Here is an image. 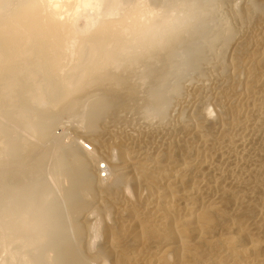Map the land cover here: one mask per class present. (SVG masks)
<instances>
[{
	"label": "rangeland",
	"instance_id": "374dc122",
	"mask_svg": "<svg viewBox=\"0 0 264 264\" xmlns=\"http://www.w3.org/2000/svg\"><path fill=\"white\" fill-rule=\"evenodd\" d=\"M173 2L164 21L188 18L180 36L118 70V85L74 92L72 112L44 109L47 95L42 104L29 99L46 111L54 137L25 140L22 169L32 180L73 185L56 141L91 159L96 185L76 193L75 210L58 200L48 207L53 194L43 203L47 221L69 228L61 248L72 264H264V0ZM41 159L45 169L36 167ZM2 249L0 241V264ZM47 255L53 263L56 252Z\"/></svg>",
	"mask_w": 264,
	"mask_h": 264
},
{
	"label": "bare ground",
	"instance_id": "6f19581e",
	"mask_svg": "<svg viewBox=\"0 0 264 264\" xmlns=\"http://www.w3.org/2000/svg\"><path fill=\"white\" fill-rule=\"evenodd\" d=\"M160 5L148 0H0V241L7 255L4 264H72L73 256L63 246L69 228L59 225L60 220L47 221V211L59 201L74 209L76 193L92 191L96 184L91 159L71 144L56 141L53 149L60 152L58 157L73 181L62 191L58 185L53 188L50 180H32L22 169L24 142L29 137L42 143L54 138L44 109L59 103L63 111H71L77 104V98H70L74 92L95 83L118 85L122 81L118 70H129L149 49L169 48L182 32L178 27L188 18H179L177 14L184 12L176 10L173 22L164 21L175 4L164 0ZM44 95L50 100L46 108L29 104V99L42 104ZM102 101L91 105L93 113L102 108ZM14 129L23 133L15 135ZM35 145L32 155L37 153ZM36 167L47 166L41 159ZM112 176L111 185H118V175ZM49 194L55 200L45 208ZM171 199L179 201L175 196ZM202 209L198 206L193 213H202ZM53 223L56 228H51ZM48 238L54 243L50 245ZM48 252H56L54 262L50 257L53 263Z\"/></svg>",
	"mask_w": 264,
	"mask_h": 264
},
{
	"label": "built area",
	"instance_id": "2783aa9c",
	"mask_svg": "<svg viewBox=\"0 0 264 264\" xmlns=\"http://www.w3.org/2000/svg\"><path fill=\"white\" fill-rule=\"evenodd\" d=\"M98 173H99L100 177L104 178L107 174V168L101 164L98 168Z\"/></svg>",
	"mask_w": 264,
	"mask_h": 264
}]
</instances>
